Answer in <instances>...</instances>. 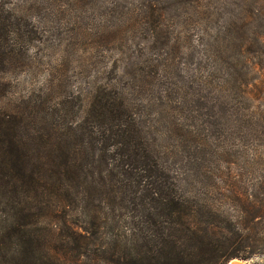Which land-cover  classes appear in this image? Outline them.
Wrapping results in <instances>:
<instances>
[{
  "label": "trees",
  "instance_id": "trees-1",
  "mask_svg": "<svg viewBox=\"0 0 264 264\" xmlns=\"http://www.w3.org/2000/svg\"><path fill=\"white\" fill-rule=\"evenodd\" d=\"M215 1L198 2L213 64L205 83L224 100L199 125L170 130L191 141V171L164 159L130 83L98 89L84 117L31 99L0 110V197L9 205L0 264L264 260V0ZM215 17L223 23L213 35ZM23 22L0 0V74L33 41ZM7 86L0 80V101ZM54 208L75 218L56 241L37 229L51 233Z\"/></svg>",
  "mask_w": 264,
  "mask_h": 264
},
{
  "label": "rangeland",
  "instance_id": "rangeland-1",
  "mask_svg": "<svg viewBox=\"0 0 264 264\" xmlns=\"http://www.w3.org/2000/svg\"><path fill=\"white\" fill-rule=\"evenodd\" d=\"M193 2L197 10L191 8ZM198 2L219 8L215 0H6L8 8L11 3L24 18L33 41L24 56L0 74L8 85L0 110L9 111L31 99L62 115L84 117L98 89L130 83L156 129L164 159L173 162L180 174L191 171V141L170 130L174 124L199 125L198 117L213 115L209 104L216 109L217 101L224 100L215 86L205 83L213 64L203 47L206 18L202 20ZM213 21L216 35L223 22L219 17ZM125 73L131 78L122 80ZM53 203L58 205L56 199ZM61 211L52 209L51 233L37 228L53 241L63 235L65 224L75 228L72 214ZM7 233L9 205L0 197V242ZM232 262L264 264L260 258Z\"/></svg>",
  "mask_w": 264,
  "mask_h": 264
},
{
  "label": "water",
  "instance_id": "water-1",
  "mask_svg": "<svg viewBox=\"0 0 264 264\" xmlns=\"http://www.w3.org/2000/svg\"><path fill=\"white\" fill-rule=\"evenodd\" d=\"M233 261H238V260H233ZM232 262V261H231Z\"/></svg>",
  "mask_w": 264,
  "mask_h": 264
},
{
  "label": "bare ground",
  "instance_id": "bare-ground-1",
  "mask_svg": "<svg viewBox=\"0 0 264 264\" xmlns=\"http://www.w3.org/2000/svg\"><path fill=\"white\" fill-rule=\"evenodd\" d=\"M231 264H233V262Z\"/></svg>",
  "mask_w": 264,
  "mask_h": 264
}]
</instances>
